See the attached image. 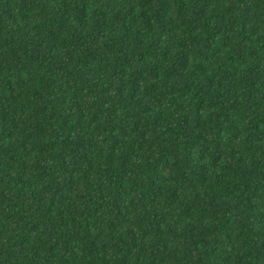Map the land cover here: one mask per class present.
<instances>
[{"label": "trees", "instance_id": "trees-1", "mask_svg": "<svg viewBox=\"0 0 264 264\" xmlns=\"http://www.w3.org/2000/svg\"><path fill=\"white\" fill-rule=\"evenodd\" d=\"M0 264H264V0H0Z\"/></svg>", "mask_w": 264, "mask_h": 264}]
</instances>
